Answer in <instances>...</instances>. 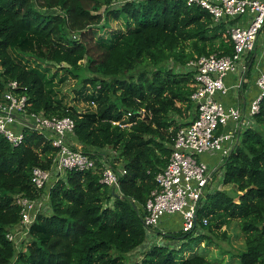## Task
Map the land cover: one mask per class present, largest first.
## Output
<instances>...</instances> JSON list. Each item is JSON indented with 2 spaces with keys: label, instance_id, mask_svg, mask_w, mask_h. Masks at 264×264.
Segmentation results:
<instances>
[{
  "label": "trees",
  "instance_id": "1",
  "mask_svg": "<svg viewBox=\"0 0 264 264\" xmlns=\"http://www.w3.org/2000/svg\"><path fill=\"white\" fill-rule=\"evenodd\" d=\"M115 1L0 0V102L6 85L16 82L15 92L28 97L29 112L72 118L74 141L96 166L69 171L49 189L50 214L37 215L25 250L17 252L6 238L21 218L15 198L39 197L32 169H49L56 150L32 130L23 129L17 147L0 134V264H126L145 241L142 216L155 176L167 164L177 131L196 116L193 75L184 66L200 56L233 53L225 23H215L185 0L113 7ZM119 21L126 32L113 33L111 42L105 31ZM17 56L42 66L24 65ZM169 61L174 66L167 67ZM54 67L89 86L81 87L75 101L93 102L92 109L79 111L54 97ZM253 121L220 168L221 185L231 188L207 193L196 212L197 244L237 221L244 236L238 264H264V98ZM107 149L116 155L109 162L113 170L118 160L125 171L118 193L100 183L99 160ZM195 232L163 237L189 238ZM176 252L153 245L129 264H217L205 249Z\"/></svg>",
  "mask_w": 264,
  "mask_h": 264
},
{
  "label": "built area",
  "instance_id": "2",
  "mask_svg": "<svg viewBox=\"0 0 264 264\" xmlns=\"http://www.w3.org/2000/svg\"><path fill=\"white\" fill-rule=\"evenodd\" d=\"M141 0H123L137 2ZM161 1V0H159ZM116 2V1H115ZM114 3L112 6L114 7ZM188 6H197L206 11L215 23H225L226 33L231 39V56L215 54L200 56L184 66L185 72L193 75L190 99L196 107L195 118L181 127L173 138L171 153L166 166L155 176V189L145 202L142 223L145 230H151L149 237H163L167 231L155 232L158 225L172 216H178L179 232L186 234L199 230L196 212L204 197L217 183L213 176L222 178L221 165L233 147L240 141L242 132L249 127L242 111L236 106H224L216 96L225 94L223 80L227 74L236 76L235 88L239 89L248 72L251 56L257 38L264 34V0H185ZM121 6V5H120ZM241 20V25L238 21ZM258 96L248 107V117L253 118L259 111L264 98V72L258 70L255 79ZM16 82L6 85L0 102V134L12 146L23 142V129L32 130L45 137L56 153L47 170L35 167L31 172V184L40 192L39 197L30 199L17 196L15 203L20 207V221L11 229L6 238L13 243L17 252L24 251L30 240V228L41 211L49 208V189L64 179L69 171L88 172L95 169V161L81 151L74 141V120L70 117H46L42 113L28 111V97L16 93ZM91 106L94 103L91 102ZM142 113V112H140ZM131 114L128 113L126 117ZM113 125H127L112 122ZM99 160L100 183L112 192H119V176L125 171L111 166L106 152ZM115 154V153H114ZM203 155H218L216 167L198 159ZM215 166V165H214ZM219 167V169H217ZM208 223L201 220L202 226ZM160 245V244H155Z\"/></svg>",
  "mask_w": 264,
  "mask_h": 264
},
{
  "label": "rangeland",
  "instance_id": "3",
  "mask_svg": "<svg viewBox=\"0 0 264 264\" xmlns=\"http://www.w3.org/2000/svg\"><path fill=\"white\" fill-rule=\"evenodd\" d=\"M122 2L123 0H116L114 7H119L120 5H122ZM50 13L57 14L58 11L52 10L50 11ZM110 27H111V29H109L110 31L106 30L105 33L111 42H113L115 40L114 38L116 37L112 35L113 33L118 32V34H122L126 32V27L124 23L121 21L111 22ZM17 58H18V61H20V63L24 65L29 64L28 66H37V65L42 66V65H39V63H34V60L27 61L25 59H21L18 56ZM166 65L167 67L174 66L172 61L167 62ZM43 66L46 67V64ZM177 69L179 70L180 67L178 66ZM51 74L53 76L56 75V77L53 80V83H55V89L57 90L54 97L60 98V100L64 102L67 106H74L79 111H84L86 109H92L89 104L80 103V102L75 101V98L78 95L77 92L81 89V87L83 86L85 89H88L89 86H84L83 84H80L77 79H73L70 76H65L62 71L56 72L55 67L51 68ZM105 152L110 157L109 159L110 161L116 158V155L111 149H107L105 150ZM199 158L200 157H198V159ZM113 164L115 165L117 169H119L121 166V162H119L118 160L113 162ZM220 173L222 174V172ZM218 177H220V175L214 174L213 180L217 179V183H215L213 186L210 187V191L214 189L227 190V188H231V186H225V187L222 186L221 180H219ZM231 191L232 190L230 189L229 192ZM40 214L42 215L50 214V209L47 208L46 210L41 211ZM167 229H172V228L167 227ZM145 232H146V237H145L144 243L139 248H137L134 252L128 255L126 264H129L135 261H140L143 253L149 247L155 244L166 245L170 249H173L175 252L180 250L176 252L179 255H182L184 252L185 254L190 255L194 251L198 253H202V250L205 249L207 259L217 264H238L239 263L238 256L242 251H244V236L239 230L237 221H232L228 227L222 228L220 232H217L215 234L209 233L208 242L205 241L204 243L202 241L201 243H198V244H197V240H195L197 236L196 234L198 233V231H196L195 234L189 238L176 237L177 239H168L164 237L151 239L149 237L151 230L149 231L145 230ZM223 232L224 234H226V238L222 237ZM169 234H174V233H169ZM190 249H192L193 251L191 252Z\"/></svg>",
  "mask_w": 264,
  "mask_h": 264
},
{
  "label": "crops",
  "instance_id": "4",
  "mask_svg": "<svg viewBox=\"0 0 264 264\" xmlns=\"http://www.w3.org/2000/svg\"><path fill=\"white\" fill-rule=\"evenodd\" d=\"M238 24L241 25V20L238 21ZM258 70L264 72V34H261L255 42V49L251 56L249 70L244 74V81L241 84V87L239 89L235 88L236 76L229 73L223 80L224 86L227 88L225 94H219L216 96V99L224 106H236L242 111L243 119L248 122L249 127L247 128H252L255 126L253 118L248 117V107L250 103L258 96V88L255 85V79L257 77ZM218 159V155H203L200 157L201 161L212 165V167H216L215 163L218 161ZM217 169H219V167ZM167 227L172 229H167ZM161 230L167 231V233L179 232V217L172 216L162 220V222L155 229V232L159 233ZM196 231H198L196 235L201 232L200 229ZM150 238L155 239L157 236L155 235Z\"/></svg>",
  "mask_w": 264,
  "mask_h": 264
}]
</instances>
